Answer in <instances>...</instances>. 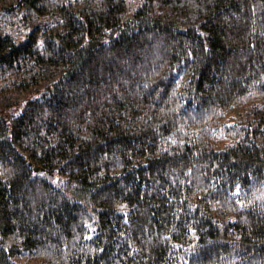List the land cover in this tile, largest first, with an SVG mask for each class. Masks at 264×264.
I'll return each mask as SVG.
<instances>
[{
    "label": "trees",
    "instance_id": "16d2710c",
    "mask_svg": "<svg viewBox=\"0 0 264 264\" xmlns=\"http://www.w3.org/2000/svg\"><path fill=\"white\" fill-rule=\"evenodd\" d=\"M0 264H264V0H0Z\"/></svg>",
    "mask_w": 264,
    "mask_h": 264
}]
</instances>
